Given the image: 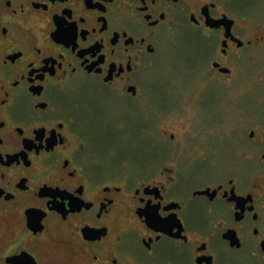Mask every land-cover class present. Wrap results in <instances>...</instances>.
<instances>
[{"label": "flooded vegetation", "instance_id": "1", "mask_svg": "<svg viewBox=\"0 0 264 264\" xmlns=\"http://www.w3.org/2000/svg\"><path fill=\"white\" fill-rule=\"evenodd\" d=\"M167 42L229 93L193 186L97 137ZM0 264H264V0H0Z\"/></svg>", "mask_w": 264, "mask_h": 264}, {"label": "rangeland", "instance_id": "2", "mask_svg": "<svg viewBox=\"0 0 264 264\" xmlns=\"http://www.w3.org/2000/svg\"><path fill=\"white\" fill-rule=\"evenodd\" d=\"M184 51L182 45L165 43L157 63L145 73L154 85L146 96L106 103V128L97 137L122 154L126 162L121 169L130 178L176 164L181 167L180 180L193 186L199 182L201 157L195 153L203 151L218 160L220 149L226 147L219 125L227 117L229 93L222 91L221 79L206 88L199 85L196 68L183 63L202 62V55ZM246 99L253 104L255 94L247 92Z\"/></svg>", "mask_w": 264, "mask_h": 264}]
</instances>
